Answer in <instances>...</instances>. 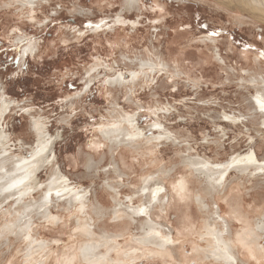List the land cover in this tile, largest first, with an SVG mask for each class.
Masks as SVG:
<instances>
[{
  "label": "rangeland",
  "instance_id": "rangeland-1",
  "mask_svg": "<svg viewBox=\"0 0 264 264\" xmlns=\"http://www.w3.org/2000/svg\"><path fill=\"white\" fill-rule=\"evenodd\" d=\"M22 1L0 0V108L7 102L0 133L8 138L5 155L27 159L37 144L34 122L42 121L50 133L53 151L37 170L39 188L31 200L39 201L44 192L40 190L60 171L70 187L86 190L91 197L96 234L123 235L116 239L122 249L117 253L123 255L136 247L139 226L129 219L116 220L113 214L98 218L93 213L96 201L112 212L121 192L122 203L128 204L132 196L134 206L139 205L143 180L164 167L171 172L164 180L170 191L163 201L169 205L165 212L158 205L152 219L168 229L173 224L177 249L171 258L148 254L134 264H211L198 257V246L205 245L193 229L208 218L194 197L202 184L184 162L197 157L225 163L254 149L264 158V126L254 117L252 98L257 91L250 82L255 73L264 77V24L214 0H138L140 10L134 11L124 10V0H48L35 6ZM159 60L168 66L140 65ZM120 75L126 76L121 84H109ZM124 114L135 117L141 149L112 147L104 139L103 131ZM90 161L97 163L94 168H89ZM182 176L194 185L185 195L190 199L177 194ZM228 181L232 196L249 206H264V178L234 171ZM108 185L120 191L114 193ZM227 200L217 203L229 218L230 196ZM12 201L0 206V227L10 223ZM183 202L188 211L180 208ZM50 209L55 219L35 216L33 225L34 237L46 247L36 248L30 257L26 238L10 235L8 243L0 237V264H85L80 257L70 260L78 257L86 241L77 231V211L70 209L67 199L56 198ZM232 218L234 235H239L243 221ZM242 259L245 264H264L248 253Z\"/></svg>",
  "mask_w": 264,
  "mask_h": 264
},
{
  "label": "bare ground",
  "instance_id": "bare-ground-1",
  "mask_svg": "<svg viewBox=\"0 0 264 264\" xmlns=\"http://www.w3.org/2000/svg\"><path fill=\"white\" fill-rule=\"evenodd\" d=\"M47 1L48 0H23L22 4L25 6H35L41 2H47ZM124 1H125L124 10L127 11L140 10L138 0H124ZM214 1L220 4L221 6L230 9L233 12L240 11L244 15H248L250 18L264 24V0H214ZM238 24L244 25L246 24V22L239 20ZM206 40L210 42H215V40H211V39H206ZM231 50L233 49L231 48ZM217 58L220 59L221 55L217 54ZM254 61H257V63L260 64V59L258 56L254 57ZM140 65L141 67H149L151 69H156L160 66H162L163 68L168 66L164 62L161 63L160 60L158 62L141 61ZM255 74H253L250 77L251 79L250 82L251 84H254L252 86H255L257 91L255 97L252 98V107L254 109L253 113H254V117H256V119L259 118V120H261V125L264 126V112L260 110V102H264V77ZM135 76L137 75L135 74ZM125 77L123 75H120L118 78L114 79L113 81L111 80L109 84L115 86L117 84H121L125 80ZM5 103L0 108V121L6 110ZM121 118L115 123L111 124V126H108L103 131L104 139L109 141L112 147L117 148L124 145L128 147H135L136 149H141L142 146L141 140L143 138L140 140L142 134L138 125L134 124V122L136 121L135 117L128 114H124L121 115ZM234 118L235 117L233 116V118L230 119L232 120ZM156 125L157 124H154L153 126L156 127ZM160 127L163 128L164 126L160 125ZM33 130L35 135L37 136L36 143L42 137L46 138L47 141L46 144L44 145L45 150L39 152V154H37V149L39 145L36 144V146L33 147L31 157L35 155L36 156L35 159H30L31 157L29 159L20 156L13 157L11 154L5 155L7 152V148L5 146L7 144L8 138L4 137L3 132L0 133V206L4 202L10 200L12 201L14 199L12 202L8 203L9 209L13 210L11 211L13 212L12 216L10 215L11 212L9 209H8L9 213L7 212V214L11 216L10 223L5 224L3 227H0V237L2 239L7 238V241L9 243L10 235H15V236L18 235L20 237L26 238V240L28 241V247L30 252L29 256L32 257L35 254L36 248H42L43 246H45V243L43 242L39 243L38 239L33 235L34 234L33 225H34L35 216H41L46 220L53 219L50 207L51 204L55 201V198L58 200L67 199V204L69 205L70 209H73L78 213L77 216H75V218L77 219L78 234L81 237H86V241H83V243L80 245L78 257L76 254L73 255V257L70 259L72 260L71 262H75L80 257L81 259L80 261L84 262L85 264H134V262L136 263V261L140 257L142 256L145 257V255L148 256V254L151 255V257L161 256L162 258L164 257V259L171 258L172 253L176 248L175 244L179 240V238L175 236L173 233L174 226L172 224L171 229H168L166 227L168 229L167 230L165 228V226L167 225H162L161 224L162 222L157 223L152 219L153 218L152 215H154L153 214L154 209L158 205L164 208L166 206L165 204L168 202V201L166 202L163 201L165 196L169 197L168 193L170 191L167 186L168 181L165 182L164 180L166 179V177L170 176L171 172H168L167 169L166 168L164 169L163 167V169L157 172L156 175L154 176L150 175L143 180V185L141 188H139L137 192L139 193L137 194L138 197L144 196L143 197L144 199H141L139 201V205L134 206L136 204V201L134 200L135 198L132 196L127 197L128 204L122 203L121 201L122 196L120 197L121 192L117 193V191L120 188L115 192V188L113 185L111 186L108 185L109 189H111L114 193H117V196L119 197L115 198L117 207L115 205V208L113 209L112 212H107L105 208L106 206L104 207L103 204L99 201L100 199L99 200L97 199L96 201L97 205L94 206L93 213L98 218L103 219L107 215L110 216L111 214H113L116 220L129 219L131 221H134L139 226L141 235L138 238L134 239V241L137 244L136 247L133 250L131 247V249L129 250L132 251L129 250H128L129 252L123 251V255H120L117 252L120 251L121 245L119 244V242L116 241V239L118 237H123V235H111L106 232L99 236L97 235L98 233L96 234L97 218L95 219L91 213L92 204H94L91 203V197L88 196V192L86 190L79 191L78 188L76 187H70L67 180H65V177L61 175L60 171L58 170L55 171L52 174L51 179L45 190H40V191H44L42 198L39 201L35 199L31 200L34 195L33 192H35L39 188V179L37 178V174H36L37 170H39L42 166H44V163L49 159V155L53 151V147H54L53 141L51 142L50 140L51 139L50 133L46 131L44 124H43L42 133L37 132L35 130L34 125H33ZM129 137L132 138L129 139ZM24 161H28V163H25ZM94 164H95L94 161H90L89 168H94L95 167ZM17 165H19V167H17ZM201 165H206L207 167H201ZM184 166L186 167V169L189 170L190 174H196L197 175L196 177L199 180V184H202L201 185L202 187L199 188V190L197 191L194 197L201 212L206 213V215H208V218L203 222L202 226L193 228L194 230H197L198 237L205 245V247L201 245L198 246L199 247L198 249H200L197 250L198 257L199 258L203 257L204 259L210 260L211 264H245V261L242 259V257H244L245 254L248 253L252 258L258 261L259 260L263 261L264 246L261 244H262V240L264 239V206L259 208V204H255L256 203L255 201H254L255 203H251L249 206L246 203L245 200L246 198L244 199L245 200L244 203L243 200L238 199L237 196H232L229 190L231 187L229 186L228 179L231 173L234 171L240 172L241 175L242 174L249 175L252 178H264V158L260 159L256 150L254 149L245 155L242 154L234 155L229 159V161H226L225 163L212 162L210 160L197 158V157L195 158L189 157L184 162ZM257 172H259L261 175L256 176L255 174H257ZM184 176L182 177L184 178ZM53 177H56L61 182L57 183V180H54ZM149 177L151 179H149ZM187 179L185 178L182 180L180 179V183L177 187L178 193L174 192L178 194L180 199L181 197H184V200L185 198H188L185 197V195H187L188 191H190L189 186L191 185V184L189 185V181H187ZM20 181H23V183H20ZM190 183H192L191 180ZM12 184H15L16 186L10 188V190L8 191H5V189H8L9 186ZM157 188H162L163 191L156 192L155 190ZM65 189H69V190H65ZM181 189H183V191H181ZM238 189L239 188H237V190ZM49 191H51V195H48ZM57 191L60 192V195H57ZM191 192L193 193V190ZM77 196L81 197V199L77 200L76 199ZM229 196H230L229 207L231 209L232 216H234V218H236L239 221H243L244 228H242L243 231L241 234H239L238 232L239 235L237 234L234 235V230H233L234 225L232 223L234 221L231 220L232 216H228L229 218L224 217L222 215V207L217 203L218 200L226 201L229 198ZM253 196H259V195L257 194ZM138 197L136 198V200L138 199ZM255 198L256 197L252 199L255 200ZM168 203L167 206L169 205ZM185 203L187 205V201ZM185 203L184 206L180 208L186 210ZM141 207L147 209V213L145 215L139 214V209ZM1 210L3 209L0 207V211ZM166 210L167 209L165 207L163 211L162 210L161 211L165 212ZM244 213L247 214V217H245ZM187 214L189 213L187 212ZM254 214L256 215L257 219L255 221H252L251 215L255 216ZM163 216L162 217L158 216V218H161L162 220ZM164 221L166 220L164 219ZM191 230L189 229V231ZM179 231L181 230L178 229V232ZM186 231L188 230L186 229ZM157 232H159L160 234L159 236L155 234ZM183 232L184 231H182V233ZM182 233L180 232V234ZM165 238L171 240V243H166ZM243 250L246 251L247 253L243 254L244 253ZM115 253L118 254L116 259L114 258ZM229 257H231V259H229ZM169 260L170 259H167V261ZM171 262L169 261L168 264ZM39 264H46V261L45 263L41 261Z\"/></svg>",
  "mask_w": 264,
  "mask_h": 264
},
{
  "label": "snow or ice",
  "instance_id": "snow-or-ice-1",
  "mask_svg": "<svg viewBox=\"0 0 264 264\" xmlns=\"http://www.w3.org/2000/svg\"><path fill=\"white\" fill-rule=\"evenodd\" d=\"M91 26H93V25H90V27ZM203 27H207V25H203ZM73 31H75V29H73ZM219 33L218 32H216V31H213L212 32V35H218ZM262 55H264V54H262ZM92 71H96V69L95 68H93V70ZM89 75H91V73H89ZM122 78V77H121ZM84 90L86 91L87 90V81H85L84 82ZM28 109H24V111H27ZM260 110L262 111V112H264V102H260ZM161 111H164V109H161ZM225 119H229V117H227V116H225L224 117ZM157 127H160V125L159 124H157L156 125ZM34 127H35V130L37 131V132H40V133H42L43 132V124L41 123V122H39V121H35L34 122ZM132 137H129V139H131ZM46 138H44V137H42L39 141H37V144L39 145V147H38V149H37V154H39V152H42V151H44L45 149H44V145L46 144ZM36 158V156L35 155H33L32 156V159H35ZM25 163H28V161H24ZM254 162V161H253ZM17 167H19V165H17ZM201 167H207L206 165H201ZM53 179L54 180H57V183H60L61 181H59L56 177H53ZM149 179H151L150 177H149ZM20 183H23V181H20ZM66 183V182H65ZM16 185L15 184H12V185H10L9 186V188L8 189H5V191H8V190H10V188H12V187H15ZM65 190H69V189H65ZM156 192H162L163 191V189L162 188H157L156 190H155ZM181 191H183V189H181ZM48 195H51V191H49V193H48ZM57 195H60V192L59 191H57ZM76 199L77 200H80L81 199V197H79V196H77L76 197ZM43 210V209H42ZM147 213V209L146 208H143V207H141L140 209H139V214L140 215H145ZM53 219H55V218H53ZM156 235H160L159 234V232H157V233H155ZM165 242L166 243H171V240H169V239H166L165 238ZM229 259H231V257H229Z\"/></svg>",
  "mask_w": 264,
  "mask_h": 264
}]
</instances>
